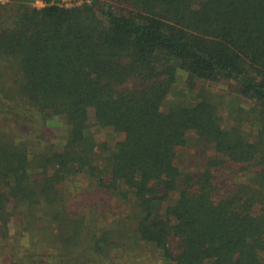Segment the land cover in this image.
Returning a JSON list of instances; mask_svg holds the SVG:
<instances>
[{
    "label": "trees",
    "instance_id": "obj_1",
    "mask_svg": "<svg viewBox=\"0 0 264 264\" xmlns=\"http://www.w3.org/2000/svg\"><path fill=\"white\" fill-rule=\"evenodd\" d=\"M39 1L0 0V258L264 264V0ZM181 72L228 94L165 109Z\"/></svg>",
    "mask_w": 264,
    "mask_h": 264
},
{
    "label": "rangeland",
    "instance_id": "obj_2",
    "mask_svg": "<svg viewBox=\"0 0 264 264\" xmlns=\"http://www.w3.org/2000/svg\"><path fill=\"white\" fill-rule=\"evenodd\" d=\"M81 1L82 0L80 1L63 0V3L66 5H72L75 3H80ZM36 4L39 6L43 5V3L40 1L39 3L37 2ZM196 84H197L196 87L193 90H191L189 87L187 74L181 72L179 76V81L175 86L174 92H172V94L168 97L164 105V108L167 109V106L172 99L184 100L187 102L194 101L195 98L197 97V94L202 90H206L211 94L216 95L217 97L218 96L223 97L226 94H228L226 85L219 86L204 81H198ZM245 125L249 126L248 124ZM51 130L52 133L54 134L53 140L59 144L61 143V137L67 134L68 127L65 124V122L60 119L58 122L55 123L54 127H52ZM92 131L98 141L106 140L110 144H113L116 140L121 139L123 137L122 133L114 131L111 127L99 128L96 126L92 128ZM188 134L189 136H188L187 144L184 146H179L177 149L178 152L177 163L182 168H186L190 166L199 168L200 166H202V163L204 162V157H205L203 151L204 147L197 140L195 131L192 130ZM19 135L21 137H26V134L24 132L19 133ZM213 153L214 152L209 149L207 152H205V155L213 154ZM11 232L12 233L15 232L14 224H12ZM143 259L147 260V262L152 264H160V261L158 260V256L155 252L148 254L147 256H144ZM0 264H10L9 257L0 258Z\"/></svg>",
    "mask_w": 264,
    "mask_h": 264
},
{
    "label": "clouds",
    "instance_id": "obj_3",
    "mask_svg": "<svg viewBox=\"0 0 264 264\" xmlns=\"http://www.w3.org/2000/svg\"><path fill=\"white\" fill-rule=\"evenodd\" d=\"M37 2L39 3V0H37Z\"/></svg>",
    "mask_w": 264,
    "mask_h": 264
}]
</instances>
